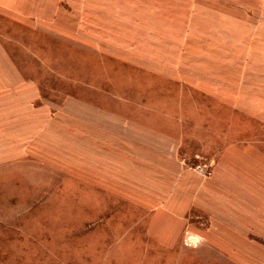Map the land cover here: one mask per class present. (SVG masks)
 Instances as JSON below:
<instances>
[{
  "label": "rangeland",
  "instance_id": "rangeland-1",
  "mask_svg": "<svg viewBox=\"0 0 264 264\" xmlns=\"http://www.w3.org/2000/svg\"><path fill=\"white\" fill-rule=\"evenodd\" d=\"M107 7L97 18L114 25L97 38H113L112 58L8 26L16 60L61 104L50 110L65 131L46 147L0 150V264H264V234L234 235L229 224L218 248L195 209L193 232L155 235L153 211L122 197L142 181L139 150H128L129 162L124 150H72L73 126L112 113L130 130L169 135L196 184L212 177L226 143L264 144V0ZM137 40L154 51L135 49Z\"/></svg>",
  "mask_w": 264,
  "mask_h": 264
},
{
  "label": "crops",
  "instance_id": "crops-1",
  "mask_svg": "<svg viewBox=\"0 0 264 264\" xmlns=\"http://www.w3.org/2000/svg\"><path fill=\"white\" fill-rule=\"evenodd\" d=\"M111 2L0 0V150H32L39 144L46 147L50 138L60 140L61 131H65L59 111L50 110L61 104L43 97L41 83L16 60L9 46L13 38L8 26L52 34L61 42L70 41L92 48L96 56L112 58L113 38H97L98 29L106 36L110 33L107 28L114 25L111 19L97 18V11L107 9ZM147 43L137 40L135 49L154 51V45L147 49L151 46ZM105 114L99 119L90 116L84 128L73 126L72 137L77 140L72 150H124L122 162H129L128 150H139L137 161L143 176L140 172L138 176L142 181L131 195L122 197L153 211L155 235H179L186 227L193 232L189 226L191 209L201 211L212 222L207 234L218 241L213 242L218 248H222L219 241L223 227L229 224L234 229L229 233L234 235L264 234V144L226 143L220 149L212 177L202 180L197 175L198 182L191 184L194 174L181 169L176 159L177 142H171L169 135L130 130L126 118ZM225 218L230 222L224 223Z\"/></svg>",
  "mask_w": 264,
  "mask_h": 264
}]
</instances>
